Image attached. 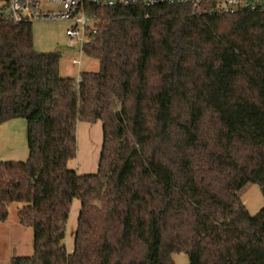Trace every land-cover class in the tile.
<instances>
[{
  "label": "trees",
  "instance_id": "16d2710c",
  "mask_svg": "<svg viewBox=\"0 0 264 264\" xmlns=\"http://www.w3.org/2000/svg\"><path fill=\"white\" fill-rule=\"evenodd\" d=\"M84 55L34 49L31 25L0 22V124L27 123L28 158L0 160V222L22 203L33 255L10 264H264V8L203 16L182 6L98 8ZM78 122L102 124L98 170L77 175ZM73 247L63 245L73 200Z\"/></svg>",
  "mask_w": 264,
  "mask_h": 264
},
{
  "label": "rangeland",
  "instance_id": "374dc122",
  "mask_svg": "<svg viewBox=\"0 0 264 264\" xmlns=\"http://www.w3.org/2000/svg\"><path fill=\"white\" fill-rule=\"evenodd\" d=\"M69 24L33 23L31 33L34 49L39 53H57L60 55L59 74L62 78L77 80L81 73H96L99 63L79 55L70 49L66 43L65 31ZM81 59L78 67L72 61ZM76 154L68 162V168L77 175H93L98 170L99 157L102 147V124L100 122H78L75 130ZM27 123L24 119H13L0 124V160L24 162L28 158ZM241 201L251 216L256 215L264 207V196L256 184L249 185L241 194ZM22 203L8 205V216L3 226H0V264H10L13 257H31L33 255L32 230L20 225L18 211ZM80 202L73 200L66 222L63 245L71 252L76 233ZM172 264H188L185 253H174Z\"/></svg>",
  "mask_w": 264,
  "mask_h": 264
},
{
  "label": "built area",
  "instance_id": "2783aa9c",
  "mask_svg": "<svg viewBox=\"0 0 264 264\" xmlns=\"http://www.w3.org/2000/svg\"><path fill=\"white\" fill-rule=\"evenodd\" d=\"M88 5L98 8L182 6L193 14L243 15L261 11L264 0H0V22L14 25L33 23H68L66 43L79 55L97 33V17L89 14ZM78 67L81 59L72 61ZM80 81V77L76 83Z\"/></svg>",
  "mask_w": 264,
  "mask_h": 264
},
{
  "label": "crops",
  "instance_id": "0c3cea01",
  "mask_svg": "<svg viewBox=\"0 0 264 264\" xmlns=\"http://www.w3.org/2000/svg\"><path fill=\"white\" fill-rule=\"evenodd\" d=\"M0 226H3V223H0Z\"/></svg>",
  "mask_w": 264,
  "mask_h": 264
}]
</instances>
